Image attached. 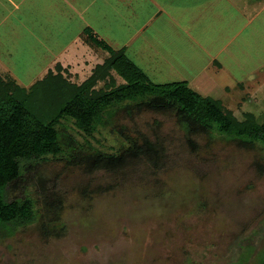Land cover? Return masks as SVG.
Returning <instances> with one entry per match:
<instances>
[{"label":"rangeland","instance_id":"rangeland-1","mask_svg":"<svg viewBox=\"0 0 264 264\" xmlns=\"http://www.w3.org/2000/svg\"><path fill=\"white\" fill-rule=\"evenodd\" d=\"M263 17L224 50L232 62L228 58L223 68L238 88L224 90L205 73L191 77L196 71L188 82L201 96L228 105L239 120L252 113L259 123L264 122ZM61 28L57 23V30ZM21 49L11 48L4 69L28 88L41 68L20 65L28 58L19 54ZM5 53L1 49L0 56ZM110 74L114 86L124 84ZM69 76L71 83H80ZM166 81L162 83L173 82L169 77ZM107 83L98 82L95 88ZM245 95L250 98L243 99ZM103 115L92 136L63 122L58 128L62 154L22 163L21 177L9 195L27 200L33 217L0 227V264L260 263L261 144L208 133L186 135L170 111L123 103ZM94 154L122 155L124 161L115 169L98 168Z\"/></svg>","mask_w":264,"mask_h":264},{"label":"crops","instance_id":"crops-1","mask_svg":"<svg viewBox=\"0 0 264 264\" xmlns=\"http://www.w3.org/2000/svg\"><path fill=\"white\" fill-rule=\"evenodd\" d=\"M260 15L264 0H0V51H6L0 77L19 82L5 71L4 60H11V48L23 47L19 54L28 58L20 65L41 68L28 88L49 71L56 73V65L81 84L109 56L87 42L90 36L113 50L124 49L152 83L169 84L162 83L169 77L171 83L188 84L196 71L191 77L205 73L224 90L236 89L223 68L232 62L224 50Z\"/></svg>","mask_w":264,"mask_h":264},{"label":"trees","instance_id":"trees-1","mask_svg":"<svg viewBox=\"0 0 264 264\" xmlns=\"http://www.w3.org/2000/svg\"><path fill=\"white\" fill-rule=\"evenodd\" d=\"M87 42L109 56L79 85L71 83L66 72L63 76L59 65L56 73L49 71L28 89L0 77V227L32 220L31 204L11 200L9 195L10 186L21 177L22 163L62 154L58 128L63 122H72L92 136L104 112L116 105L170 111L186 135L208 133L264 147V122H257L252 113H244L239 120L221 101L201 96L185 82L152 83L124 49L113 50L90 36ZM111 72L124 84L114 86ZM106 80L104 88H95ZM123 161L122 155H93L98 168L115 169ZM259 264H264V257Z\"/></svg>","mask_w":264,"mask_h":264}]
</instances>
